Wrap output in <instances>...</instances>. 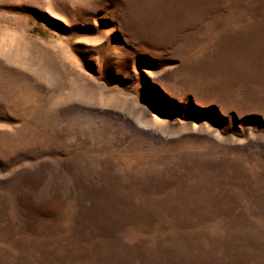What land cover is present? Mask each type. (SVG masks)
I'll return each mask as SVG.
<instances>
[{"label":"rangeland","instance_id":"rangeland-1","mask_svg":"<svg viewBox=\"0 0 264 264\" xmlns=\"http://www.w3.org/2000/svg\"><path fill=\"white\" fill-rule=\"evenodd\" d=\"M0 264H264V0H0Z\"/></svg>","mask_w":264,"mask_h":264}]
</instances>
